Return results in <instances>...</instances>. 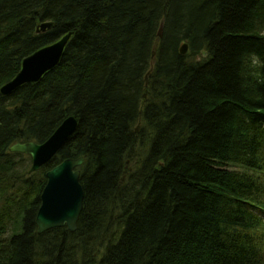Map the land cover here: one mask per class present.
Segmentation results:
<instances>
[{
	"label": "trees",
	"instance_id": "obj_1",
	"mask_svg": "<svg viewBox=\"0 0 264 264\" xmlns=\"http://www.w3.org/2000/svg\"><path fill=\"white\" fill-rule=\"evenodd\" d=\"M70 31L0 91V264H264V0H0V88ZM69 116L39 170L10 151ZM81 156L77 229L38 233L47 171Z\"/></svg>",
	"mask_w": 264,
	"mask_h": 264
},
{
	"label": "water",
	"instance_id": "obj_2",
	"mask_svg": "<svg viewBox=\"0 0 264 264\" xmlns=\"http://www.w3.org/2000/svg\"><path fill=\"white\" fill-rule=\"evenodd\" d=\"M53 26V21H45L37 27V32H45ZM162 31L163 23L159 29V36H162ZM72 34L70 31L25 57L18 73L1 86V93L8 96L26 84L41 81L45 74L61 62ZM187 50L188 44L183 43L181 52L184 54ZM146 97L147 92L144 93V98ZM77 128L78 119L69 116L46 141L17 142L10 147V151L29 155L32 160L30 172L37 171L54 158ZM84 162L83 156L66 158L47 171V182L40 196L41 205L36 217L38 233L59 227H67L70 231L77 229L85 196L79 169Z\"/></svg>",
	"mask_w": 264,
	"mask_h": 264
},
{
	"label": "rangeland",
	"instance_id": "obj_3",
	"mask_svg": "<svg viewBox=\"0 0 264 264\" xmlns=\"http://www.w3.org/2000/svg\"><path fill=\"white\" fill-rule=\"evenodd\" d=\"M128 169H129V171H134L135 170L134 162H130V164L128 165Z\"/></svg>",
	"mask_w": 264,
	"mask_h": 264
}]
</instances>
